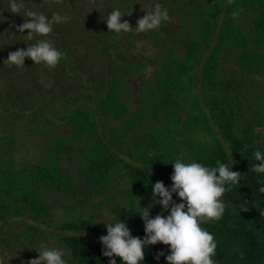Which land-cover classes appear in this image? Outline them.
Masks as SVG:
<instances>
[{
	"label": "trees",
	"instance_id": "obj_1",
	"mask_svg": "<svg viewBox=\"0 0 264 264\" xmlns=\"http://www.w3.org/2000/svg\"><path fill=\"white\" fill-rule=\"evenodd\" d=\"M123 1L121 12L131 14L121 22L135 28L144 16L139 0ZM154 1L148 9L159 3L170 17L158 29L107 33L106 17L119 8L110 2L101 23L87 22L84 40L67 46L58 37L63 57L53 68L30 58L9 66L0 54V242L11 239L0 245L1 258L18 248L25 260L38 254L42 240H55L67 264H109L100 213L143 239L137 213L151 205L153 218L170 214L156 203L151 183L170 188V163L182 154L206 166L234 163L241 173V183L222 198V218L202 225L217 242L216 264H264V193L251 171L253 152H264V0ZM174 21L181 35L165 29ZM38 39L25 36L10 52ZM138 41H151L161 54L132 51ZM84 53L96 57L81 62ZM65 123L68 133L56 134ZM22 152L30 158L19 161ZM173 200L182 202L176 194ZM58 207L67 217L56 222ZM169 250L162 242L149 245L144 264H167Z\"/></svg>",
	"mask_w": 264,
	"mask_h": 264
},
{
	"label": "clouds",
	"instance_id": "obj_2",
	"mask_svg": "<svg viewBox=\"0 0 264 264\" xmlns=\"http://www.w3.org/2000/svg\"><path fill=\"white\" fill-rule=\"evenodd\" d=\"M7 9L12 13L25 17L23 23L16 26V31L24 33L27 40L33 36L46 37L53 31V26L67 22L69 17L60 13L51 18L41 12L25 8V0H7ZM147 14L139 18L133 28L129 21H122L126 14L119 8L111 10L106 17L109 32L116 34L135 30L137 33L158 29L161 24L170 19L166 8L156 3ZM25 40V41H27ZM63 53L49 40L38 39L28 44L26 50L21 48L10 52L4 64L17 67L25 66V58L32 59L35 64L43 63L53 68L62 59ZM256 163L252 164L251 171L260 176L259 192L264 193V152L257 148L253 152ZM174 172L171 175L172 186L166 187L162 181L151 183L153 198L170 212L166 217L150 216L149 208L137 214L143 219L145 237L133 236L127 224L112 218L109 221L101 220L106 226V235L99 239L102 244V253L109 257V264H117L115 257L122 258V264H144L145 250L149 245L163 243L170 245V254L166 255L167 264H216L217 242L214 235L202 227L206 222L222 218L225 212L224 194L235 185L241 183L240 172L233 170L234 163H225L219 160L215 166H206L196 160L186 161L181 154L172 163ZM173 194L181 198L175 203ZM38 257L30 264H67L65 250L57 247H37ZM164 252H159L155 259L159 261ZM2 264V262H0Z\"/></svg>",
	"mask_w": 264,
	"mask_h": 264
},
{
	"label": "rangeland",
	"instance_id": "obj_3",
	"mask_svg": "<svg viewBox=\"0 0 264 264\" xmlns=\"http://www.w3.org/2000/svg\"><path fill=\"white\" fill-rule=\"evenodd\" d=\"M39 1L42 4V6L37 4ZM63 1L64 0H25L26 9H31L37 12H41L45 14L46 16H48L49 18H51L56 13H60L63 16H67V17L74 16V18H71L70 20L71 23H63V25L62 24L54 25L53 31L50 34H48L46 37L38 36L39 39L49 40L55 47H57L58 37H62L63 41L65 42V44H67V46H68L69 41H71V39L75 37L79 40V42H81V40L85 39V34L87 33V29L89 28L88 26L89 24L87 23L88 21L90 23H93V22L101 23L100 18L102 17V12L105 11L107 6L114 7V5H116L121 10L122 5H124L123 0H65L67 2H70V4H72L73 10H70V5H66V2H63ZM114 1L116 2V4L114 5L109 4L110 2H114ZM154 2H155L154 0H139V8L143 10L144 12L143 15L147 14L146 13L147 10L144 8L148 9L150 6L153 5ZM43 6L47 8L44 9ZM24 20H25V17L23 15L12 13L7 9V0H0V54L1 55H7L8 57L10 53L9 48H11V45L12 44L17 45L23 42V39L28 34L29 30H25L24 33H20L16 31V26L23 23ZM103 29L107 33L109 32L106 21L104 22ZM165 29L167 32H173V33L176 32V33H179V35L182 34V31L180 30L181 28L180 26H178V23L176 21H174V23L172 24L169 30H167V28ZM10 32H13V34L11 35ZM63 34H64L65 39L63 37ZM142 34H144V32ZM127 35H130V34H127ZM36 38L37 36H33L32 40L34 41V39ZM173 39L177 41V38L173 37ZM175 40H173L172 42H173V45L176 46L177 56H184V51H183L184 46L182 45L180 41L176 42ZM86 43L87 41L85 42L84 46H82L81 43H79L78 48L80 50L86 49L87 48ZM126 44L127 42L124 44L123 51L125 50L127 52V47H125ZM69 46H71L70 43H69ZM132 51L134 52L139 51L138 53H141L144 56H151V57L152 56L155 57V55L161 54L160 52L161 50L155 47L151 41H138L137 47L132 49ZM84 55L85 56L84 57L82 56L81 58V62H85L86 60L89 59L90 56L92 57V59L96 57V55L92 53H84ZM96 66L98 67L99 65H96ZM153 66H154L153 64L150 65L151 70H153L154 68ZM98 70H100V68H97V71ZM151 73L152 71L148 70V74H149L148 76L150 77L153 76L151 75ZM68 131H69V125L66 123L55 127L56 134L59 133L63 135V134L68 133ZM36 154H38V151H36L34 155ZM37 157L40 159L42 158V155L38 154ZM29 158H30L29 154L25 152H22L19 154V161H21L22 159H29ZM50 196L52 197L53 195H50ZM56 209L58 211L55 212L54 220L57 222L59 219H62L63 217H65V215L67 214V210L61 209V207H58ZM100 214H101L100 217L107 220L106 218L109 213L101 212ZM4 236L6 238L3 242H0V245L6 244L7 242L9 243L11 240L6 235ZM40 243L42 247L47 246V247L60 248V245H56L55 240L53 244H52V241L50 240H42ZM4 254L6 255L5 259L0 257V262H2V264H30V261L32 259H35L38 257V254H37V255L28 257L25 260H22L21 256L23 255V252L21 249H18V248L16 250H13V248L6 249L1 252V256H3Z\"/></svg>",
	"mask_w": 264,
	"mask_h": 264
}]
</instances>
